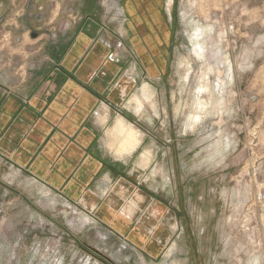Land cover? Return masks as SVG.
I'll return each instance as SVG.
<instances>
[{
    "label": "rangeland",
    "instance_id": "374dc122",
    "mask_svg": "<svg viewBox=\"0 0 264 264\" xmlns=\"http://www.w3.org/2000/svg\"><path fill=\"white\" fill-rule=\"evenodd\" d=\"M161 3L172 36L153 123L158 137L169 129L170 151L151 166L180 209L178 231L146 253L0 156V264H264V0H0V82L17 89L47 61L34 49L87 14L121 49L127 20L144 33L140 9L156 18ZM204 84L209 101L189 127Z\"/></svg>",
    "mask_w": 264,
    "mask_h": 264
},
{
    "label": "crops",
    "instance_id": "0c3cea01",
    "mask_svg": "<svg viewBox=\"0 0 264 264\" xmlns=\"http://www.w3.org/2000/svg\"><path fill=\"white\" fill-rule=\"evenodd\" d=\"M164 5L156 8V18L140 9L144 33L126 28L127 23L121 49H111L109 33L102 37V23L87 14L81 27L72 25L64 38L51 42L47 37L34 49L47 61L32 68L17 89L0 82V156L146 253H159L180 226L173 196L154 184L162 169L157 173V166H151L153 155L157 158L162 150L165 157L170 151L169 129L158 137L153 120L159 115L146 102L139 114L124 107L142 83L153 90L154 80L165 75L172 26ZM55 37L51 32L50 38ZM132 66L133 78L125 75ZM102 104L108 109L104 123L95 116ZM117 115L142 133L123 158L104 143L105 130ZM145 149L150 152L146 165L139 158Z\"/></svg>",
    "mask_w": 264,
    "mask_h": 264
},
{
    "label": "bare ground",
    "instance_id": "6f19581e",
    "mask_svg": "<svg viewBox=\"0 0 264 264\" xmlns=\"http://www.w3.org/2000/svg\"><path fill=\"white\" fill-rule=\"evenodd\" d=\"M166 9L168 10L169 2H167ZM153 4H149V8L152 9ZM130 8V6H129ZM154 17L159 16V12L156 11L153 14ZM197 27V26H196ZM204 32V31H203ZM193 36L199 38L201 36V32L198 29L195 30L193 33ZM196 41V40H195ZM199 41V39H198ZM200 51L196 48V52L198 55H201L202 48H199ZM194 55V54H193ZM195 56V55H194ZM193 56V57H194ZM200 57V56H199ZM187 60V59H186ZM190 60V58H189ZM181 61V60H180ZM134 64V63H133ZM184 65V64H183ZM185 69V68H184ZM183 69V70H184ZM208 70V69H207ZM185 72V71H184ZM126 73V74H125ZM124 74L133 78L136 75V68L132 66L131 68H127L126 72ZM187 77V76H186ZM144 82V81H143ZM207 82V81H206ZM149 83H142L139 88H136V92L126 101L125 107L128 110L133 111L135 114L142 113L144 110V103L146 102L148 104V107L151 108L152 112L155 111V106L153 105V96L151 93H153L151 87L148 85ZM205 85V84H204ZM139 86V85H138ZM134 88V87H133ZM132 88V89H133ZM212 88V87H211ZM197 89V88H196ZM199 93L197 94V99H196V105H195V110L193 113H189V119L191 120L190 122L185 123L189 127H193L194 122L197 123L202 117L201 113L204 112L205 110V105H207L208 97L204 96L202 92H207L209 95H211L210 91L207 87L205 86H199L198 87ZM203 90V91H202ZM135 91V90H134ZM130 93V92H129ZM129 95V94H128ZM213 95V94H212ZM213 97V96H212ZM153 98V99H152ZM210 99V98H209ZM213 99V98H212ZM209 103V102H208ZM132 115V114H131ZM95 116L97 119L101 122L104 123L108 117V109L107 107L102 104L101 110L95 112ZM136 116V115H135ZM188 118V117H187ZM187 120V119H186ZM188 128V127H187ZM144 132V131H142ZM142 136V133L137 130L132 123H129V121H126L124 118H122L120 115H117L112 124L105 130L104 134V139L106 140V146L110 151H113L114 155L116 157H127L129 156L133 150L136 148V146L140 142V138ZM147 148V147H146ZM152 148V147H151ZM146 150V149H145ZM140 161L144 163L145 165L149 162L150 160V152L146 150L141 154L139 157ZM122 160V159H121ZM144 165V166H145ZM140 168V167H139ZM145 169V168H144ZM155 171V169H154ZM157 172V171H156ZM16 174V173H15ZM17 175V174H16ZM162 176V175H161ZM105 177V176H104ZM103 180V179H102ZM108 180V179H107ZM107 188V187H106ZM110 188V187H109ZM109 190V189H108ZM49 194V192H48ZM104 194V193H103ZM48 196V195H47Z\"/></svg>",
    "mask_w": 264,
    "mask_h": 264
},
{
    "label": "flooded vegetation",
    "instance_id": "af4514ba",
    "mask_svg": "<svg viewBox=\"0 0 264 264\" xmlns=\"http://www.w3.org/2000/svg\"><path fill=\"white\" fill-rule=\"evenodd\" d=\"M124 5H125V4H124ZM123 7H124V6H123ZM123 11H124V9H123ZM124 14L127 15L125 11H124ZM126 18H127V16H126ZM127 23H128V20H127ZM127 23H126L124 26H126ZM144 61L147 62L148 60H147V59H144ZM150 67L152 68V66H150ZM150 71H151V72H154V70H151V69H150Z\"/></svg>",
    "mask_w": 264,
    "mask_h": 264
}]
</instances>
